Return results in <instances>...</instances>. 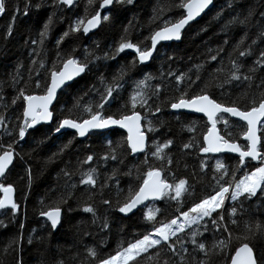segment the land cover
Instances as JSON below:
<instances>
[{"label": "trees", "instance_id": "trees-1", "mask_svg": "<svg viewBox=\"0 0 264 264\" xmlns=\"http://www.w3.org/2000/svg\"><path fill=\"white\" fill-rule=\"evenodd\" d=\"M184 2L135 0L128 5L115 0L109 19L87 36L83 25L79 32L72 29L77 21L89 19L102 0H74L70 7H57L53 0H6L7 11L0 15V155L12 144L17 156L0 185L16 187L19 209L0 212V264H16L14 257L22 264H99L144 235H153L156 228L185 219V212L197 216L191 209L222 187L229 188L223 206L171 238H180L175 254L162 244L127 264H230L244 243L253 247L259 264H264V194L231 199L243 175L260 162L241 163L236 155L204 153V137L211 128L207 119L171 109V103L201 94L241 110L264 99V67L257 63L264 52V0H214L180 41L160 42L153 50L151 37L185 15L180 7ZM9 27L13 29L10 36ZM64 32L69 35L63 37ZM121 43L152 50L153 56L141 63L134 49L119 52ZM71 57L91 70L60 93L52 123L39 124L19 140L18 125L23 123L25 109L20 92L44 94L51 72L59 71ZM110 90L112 98H107ZM133 111L144 116L149 136L147 150L140 155H131L120 130L118 142L112 135L118 130L95 131L84 139L73 132H54L64 118L81 122L97 112L119 117ZM217 123L223 139L246 149L245 123L225 114ZM261 135L264 141V127ZM113 147L118 152L108 151ZM158 148L162 150L157 155ZM90 155L93 159L88 161ZM156 170L172 189L160 201L149 203L154 218L148 219V206L123 216L119 207L136 194L147 173ZM89 175L94 184L83 183ZM180 180L185 185L181 196L175 197ZM56 207L63 210V218L54 230L41 212ZM85 207L93 212H84ZM193 232L198 233L197 243L206 245L207 254L193 245ZM181 243L184 251H180Z\"/></svg>", "mask_w": 264, "mask_h": 264}, {"label": "snow or ice", "instance_id": "snow-or-ice-1", "mask_svg": "<svg viewBox=\"0 0 264 264\" xmlns=\"http://www.w3.org/2000/svg\"><path fill=\"white\" fill-rule=\"evenodd\" d=\"M54 5L59 7L60 5L72 6L74 0H53ZM91 2V0H90ZM119 3H126L128 5H133L135 0H117ZM114 4V0H102L100 8L102 10H108L107 14L103 16V20H108L111 15V6ZM213 4V0H185L183 4L180 5L181 8L186 10V15L181 17L177 22L172 23L171 26H165L163 30L156 31L151 37V48L156 49L157 45L161 41H179L182 39V31L197 17L201 16L210 5ZM27 8V6H26ZM7 11L6 0H0V15H3ZM18 11V10H17ZM24 15H27V10L24 11ZM261 18L264 20V13H261ZM16 16L12 17L14 21ZM247 19V18H246ZM101 23V13L97 12L91 19L87 20L86 25L84 21H77L76 26L72 29L74 32L81 31V26H83V33L87 35L90 31L96 29ZM45 28L48 27L47 24L44 25ZM13 29L9 27L7 29V34L10 36ZM45 35V33H41ZM69 32H64L63 37H67ZM62 39L57 41V47L62 43ZM35 43V41H33ZM135 50L138 53L139 61L141 63H147L153 56L152 50H141L137 45L133 43H121L119 45V52H124L125 50ZM241 57L246 55L245 52L241 51L239 53ZM216 60V56L212 57ZM264 52L260 53V60L257 63L264 67ZM84 63L78 62L75 58H68L63 63V69L59 71L51 72V83L46 85V92L42 96L25 95L23 91L20 95L23 97L24 101L27 102V107L23 111V123L18 125V137L19 140L23 141L29 129L34 128L40 123H51L54 116L53 111L50 110V106L56 100L58 90L66 84V82L73 81L76 77L81 76L86 71H90ZM235 79H240L239 76L234 77ZM249 79V77H245ZM264 84V81H262ZM37 87L40 86L37 82ZM112 91L107 92V98H112ZM105 98V103L108 99ZM132 108H136L135 98H133ZM15 102V101H14ZM146 103V102H145ZM99 107L103 109L104 104H100ZM171 109L180 110L187 109L194 111L196 113H203L208 117L211 122V128L209 129L204 140L207 142V146L202 148L204 153H220L223 151L239 153L240 161L243 163L245 158H251L252 160L259 159L261 165H264V155L261 153V148H264V144L261 143V138L257 135L258 127H264V99H261L258 103L253 104L249 108L244 110L238 107H225L221 103H218L215 99L210 98L207 94L197 95L194 98L185 99L181 98L179 102L171 103ZM157 111L160 109L157 108ZM218 113H229L232 117H238L240 120L245 121L247 125V130L244 133L243 138L248 141L246 149L242 148L241 145L237 143H230L228 140L223 139L218 133L216 124L217 121L215 117ZM141 115L138 111H133L132 114H124L118 118L113 116H103L99 112L92 114L89 119H84L82 122H77L74 119L64 118L60 120L58 126L55 127L54 132L60 133L63 129L75 130L79 137H85L86 134L91 130H105L113 126H118L120 128H126L129 132L128 140L130 142V147L133 153L143 152L145 149V135L141 131ZM2 120V118H0ZM152 129L150 128L149 131ZM171 142L169 141L164 145L168 147ZM187 147V145H186ZM9 150L4 151L3 155H0V176H4L6 169L13 162V145H8ZM162 149H157V155ZM93 157L90 155L87 157L88 161H91ZM222 167V165L220 166ZM161 173L159 171H149L147 173V178L143 181V186L140 187L139 192L130 199L129 202L125 203L124 206L119 207V212L121 214L132 213L138 205L142 204L145 200L149 198L160 199L167 194L168 190L172 189V186L167 184L165 181L160 179ZM84 184H94L91 175L88 176L86 180L83 181ZM185 181L180 180L179 184L175 186V197H180L181 192L184 188ZM0 189L6 194L5 199H0V209L5 208L6 205L10 204L11 209L15 213L19 209V205L12 200L13 188L11 186L3 187L0 185ZM229 192L228 187H222L216 195L211 196L209 199L203 200L201 203H197L192 209V213H197V216L190 217L188 212L183 213L187 224H196L200 219L204 217H211L213 212L220 208L226 199V194ZM264 194V166L257 167L254 172L250 175H245V178L236 184V190L232 192L231 199L236 200L239 196L255 197L257 194ZM108 201H105L107 204ZM84 212L92 213L93 208L85 207ZM232 212L235 213L236 209L233 208ZM41 216L46 217L50 221L52 229H56L61 223L62 210L56 207L54 210L42 211ZM154 217L149 213L148 219L151 220ZM223 219V217H221ZM2 223V222H0ZM235 223V221H233ZM212 224L215 226L217 220L213 219ZM176 225L174 229L172 226ZM185 225L177 224L176 220H172L171 224H166L164 227L156 228L154 236L144 235L142 239L136 240L134 243L129 244L122 252H119L116 256L110 258L101 259L99 264H127L128 260L133 259L136 255L141 252L147 253L150 248H155L156 246L165 244L169 247L170 252L175 254L177 252L175 248L176 241H179V237H176V241H172V237L175 236L177 231H183ZM262 235H264V229L261 230ZM198 233L193 232L192 243L199 250L206 252V245L204 243H197L195 237ZM171 241V243H169ZM31 243V241H29ZM184 244L181 243L180 251H184ZM94 255V253H92ZM16 264H22V260L18 257H14ZM231 264H259L258 258L254 254L253 247H250L248 243H244L242 247L236 250L235 257L232 258Z\"/></svg>", "mask_w": 264, "mask_h": 264}, {"label": "water", "instance_id": "water-1", "mask_svg": "<svg viewBox=\"0 0 264 264\" xmlns=\"http://www.w3.org/2000/svg\"><path fill=\"white\" fill-rule=\"evenodd\" d=\"M115 1V0H114ZM213 4H214V0H213ZM212 4V5H213ZM212 5H210L209 6V8L208 9H206L205 10V12L204 13H202L201 14V16H199V17H197L195 20H193L192 22H190V24L188 25V26H186V28L182 31V35H183V33L186 31V29L190 26V25H192L193 23H195V22H197L198 20H200L210 9H211V7H212ZM103 11L104 10H100L99 12L101 13V23H100V25L96 28V29H94V30H92V31H90L88 34H92V33H95L96 31H97V29L101 26V24H102V21H103V18H102V13H103ZM185 15H186V10H185ZM91 19V18H90ZM87 23V22H86ZM86 23L84 24V25H86ZM169 26H171V25H169ZM160 30H163V28H161V29H159V30H157V31H160ZM155 34V33H154ZM171 42H177L176 40H171V41H161V43H171ZM71 58H74V57H71ZM63 69V66H62V68L60 69V70H62ZM87 72V71H86ZM86 72L84 73V74H86ZM84 74H82L81 76H79V77H76L73 81H71V82H66V84L65 85H63L59 90H58V92H57V97H56V100L53 102V104L50 106V110H52L53 109V107H54V105H55V103H56V101H57V99H58V97H59V95H60V93L66 88V87H68V86H70V85H72L74 82H76L78 79H80V77H82ZM50 83H51V78H50ZM50 83H49V85H50ZM45 94V93H44ZM44 94H34V96H42V95H44ZM179 102V101H178ZM224 106V105H223ZM27 107V102H26V104H25V108ZM226 107V106H225ZM25 110V109H24ZM53 111V110H52ZM172 111H175V112H185V113H190V114H196V115H201V116H203V117H205L206 119H207V121H208V123L211 125V122L208 120V117L205 115V114H203V113H196V112H194V111H191V110H187V109H180V110H173L172 109ZM140 113V112H139ZM220 114H227V115H229L230 117H232L229 113H218L217 114V116L215 117V119H216V121H217V117L220 115ZM140 115H141V117H142V119H141V131L144 133V135H145V137H146V139H145V149H144V151H146V149H147V145H148V133H147V131H145V128H144V124H143V122H144V117L142 116V114L140 113ZM53 116H54V112H53ZM114 118H118V117H114ZM54 119V118H53ZM70 119V118H69ZM89 119V118H88ZM232 119H235V120H239V121H241V122H243V123H245L246 124V122L245 121H242V120H240L238 117H232ZM52 122H53V120H52ZM51 122V123H52ZM77 122H80V121H77ZM82 122V121H81ZM43 123V122H42ZM47 124H49V123H47ZM38 125H36L34 128H36ZM257 127H258V132H257V135L260 137V132H261V126L260 125H257ZM34 128H32V129H34ZM216 128H217V133L223 138V136L221 135V132H220V130H219V128H218V124H216ZM113 129H119V130H122V131H124L125 133H126V139H127V146H128V148L130 149V151H131V154L133 155V156H136L137 154H142L143 152H137V153H133L132 152V150H131V147H130V142H129V140H128V137H129V132H128V130L126 129V128H120V127H118V126H113V127H110V128H108V129H105V130H91V131H89L87 134H86V136L85 137H87V136H89L90 135V133H92V132H94V131H100V132H107V131H110V130H113ZM29 130H31V129H29ZM64 132H73V133H75L76 135H77V137H79L78 136V134L75 132V130H71V129H63L60 133H56V134H61V133H64ZM207 135V134H206ZM85 137H79V138H85ZM261 138V137H260ZM230 143H233L232 141H229ZM205 143H206V146H207V142L205 141ZM234 143H237V144H239L238 142H234ZM249 143V142H248ZM240 145V144H239ZM13 151V162H12V164L11 165H9V167H8V169H6V172H5V174H4V176H0V180L3 178V177H5L6 175H7V173L10 171V169L13 167V165L15 164V161H16V155H17V152L15 151V150H12ZM262 153V152H261ZM211 155H222V154H231V155H237V156H239V153H232V152H227V151H223V152H220V153H210ZM1 155H3V153L1 154ZM262 155H263V153H262ZM259 159H257V160H252L251 158H245L244 159V163L246 162V161H258ZM156 171H159V170H156ZM160 173H161V176H160V179L161 180H163V181H165L167 184H169V185H171L168 181H166L165 179H164V176H163V173L161 172V171H159ZM9 186H11L12 188H13V192H12V200H13V202H15V203H17V189H16V187L14 186V185H9ZM143 186V184L141 185V187ZM6 187H8V186H6ZM140 189V188H139ZM139 192V190L136 192V193H138ZM5 193L2 191V197L0 198V199H5ZM134 197V196H133ZM132 197V198H133ZM163 198V197H162ZM162 198H160V199H162ZM160 199H152V198H149L148 200H145L142 204H140V205H138L137 206V208L136 209H134L133 210V212L132 213H129V214H123V216H125V217H127V216H130V215H132V214H134V213H137L138 212V210L143 206V205H145L147 202H149V201H157V200H160ZM129 202V201H128ZM5 209H11V207H10V204H8V205H6L5 206V208H3V209H0V211H2V210H5ZM52 210H54V209H52ZM62 210V209H61ZM62 217H63V210H62ZM62 217H61V221H62ZM46 220H47V218L46 217H44ZM48 221V220H47ZM49 223H50V221H48ZM243 246V245H242ZM242 246H240V247H242ZM250 246V245H249ZM240 247H238L236 250H238ZM251 247V246H250ZM254 250V249H253ZM235 253H236V251L234 252V254H233V257H235ZM254 254H255V251H254ZM255 256H256V254H255ZM232 257V258H233ZM232 260V259H231ZM230 264H231V261H230Z\"/></svg>", "mask_w": 264, "mask_h": 264}, {"label": "rangeland", "instance_id": "rangeland-1", "mask_svg": "<svg viewBox=\"0 0 264 264\" xmlns=\"http://www.w3.org/2000/svg\"><path fill=\"white\" fill-rule=\"evenodd\" d=\"M95 14H96V13H95ZM95 14H94V15H95ZM92 17H93V16H92ZM92 17H90V18H92ZM90 18H89V19H90ZM87 20H88V19H87ZM87 20L84 22V24L87 22ZM83 26H84V25H83ZM99 28H100V27H99ZM99 28H98V29H99ZM98 29H97V30H98ZM101 29H102V28H101ZM89 35H90V34H89ZM87 36H88V34H87ZM140 40H142V39H140ZM78 62H79V61H78ZM75 83H77V82H75ZM73 84H74V83H73ZM73 84H72V85H73ZM81 93L84 94V92H81ZM85 95H86V94H85ZM140 95H141V94H140V92H139V96H140ZM118 133H119V131H118V132H112V135H114V139H115V140L118 139ZM121 133H122V136L125 138V141L127 142V139H126L127 137L125 136L126 133H125V132H121ZM124 133H125V135H124ZM119 134H120V133H119ZM88 137H89V136H88ZM260 137H261V143L264 144V141L262 140L261 132H260ZM93 140H94L95 142H99V143H100V139H99V137H94ZM118 141H119V139L117 140V142H118ZM247 142H248V141H247ZM126 146H127V144H126ZM96 147H97V146H96ZM127 147H128V146H127ZM128 149H129V148H128ZM262 149H263V148H262ZM108 151H109V152H118V149L115 148V147H113L112 149H108ZM129 151H130V149H129ZM261 151H262V150H261ZM262 152H263V151H262ZM130 153H131V151H130ZM115 156H116V155H115ZM258 161H260V160H258ZM246 162H251V161H246ZM252 162L254 163V161H252ZM260 166H264V165H261V162H260V163L257 164L255 167H252L251 170H250V172H249V174H247V175H250L252 172H254V171L256 170L257 167H260ZM243 177L245 178V175H243ZM244 178H243V179H244ZM29 184H30V186H31L32 182L30 181ZM232 201H233V199H232ZM153 203H154V202H153ZM147 206H148V207H147V209H146V213H149L150 211H152V208H151L152 205L148 204ZM153 206H154V205H153ZM222 206H223V205H222ZM222 206H221V207H222ZM221 207H220V208H221ZM220 208H218L217 210H219ZM174 220L177 221V224H178V225H179V224H184L186 228H187L188 225H190V224H187V223H186V220H185V219H182V220L174 219ZM169 224H171V222H169ZM163 227H164V226H163ZM172 227L175 229V228H176V225H173ZM185 227H184V229H185ZM178 232H180V231H177L176 233H178ZM154 234H155V233H154ZM154 234L151 235V236H154ZM138 255H139V254H138ZM135 257H137V255H136ZM128 261H130V260H128ZM128 261H127V262H128Z\"/></svg>", "mask_w": 264, "mask_h": 264}, {"label": "flooded vegetation", "instance_id": "flooded-vegetation-1", "mask_svg": "<svg viewBox=\"0 0 264 264\" xmlns=\"http://www.w3.org/2000/svg\"><path fill=\"white\" fill-rule=\"evenodd\" d=\"M99 9H100V6L97 7L96 10H94L93 14H92L91 16H89V18L92 17L95 13H97V12L99 11ZM28 131H29V130H28ZM3 178H4V177H3ZM3 178H2V179H3ZM2 179H1V180H2Z\"/></svg>", "mask_w": 264, "mask_h": 264}, {"label": "bare ground", "instance_id": "bare-ground-1", "mask_svg": "<svg viewBox=\"0 0 264 264\" xmlns=\"http://www.w3.org/2000/svg\"><path fill=\"white\" fill-rule=\"evenodd\" d=\"M100 10H102V9L100 8L99 11H100ZM99 11H98V12H99ZM93 16H94V15H93ZM85 18H86V17H85ZM52 110H53V109H52ZM26 220H27V219H26ZM253 240H254V239H253Z\"/></svg>", "mask_w": 264, "mask_h": 264}]
</instances>
